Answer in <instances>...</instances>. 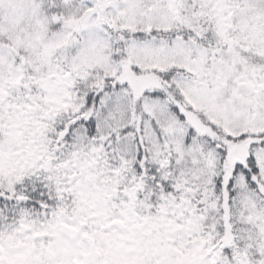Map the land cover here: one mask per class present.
Returning <instances> with one entry per match:
<instances>
[{
	"label": "snow or ice",
	"instance_id": "6c2138e0",
	"mask_svg": "<svg viewBox=\"0 0 264 264\" xmlns=\"http://www.w3.org/2000/svg\"><path fill=\"white\" fill-rule=\"evenodd\" d=\"M0 264H264V0H0Z\"/></svg>",
	"mask_w": 264,
	"mask_h": 264
}]
</instances>
